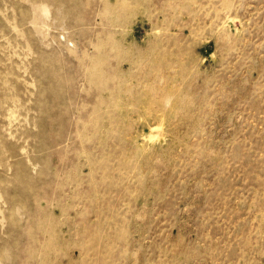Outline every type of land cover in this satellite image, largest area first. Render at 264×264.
I'll return each mask as SVG.
<instances>
[{"label": "rangeland", "instance_id": "obj_1", "mask_svg": "<svg viewBox=\"0 0 264 264\" xmlns=\"http://www.w3.org/2000/svg\"><path fill=\"white\" fill-rule=\"evenodd\" d=\"M0 264H264V0H0Z\"/></svg>", "mask_w": 264, "mask_h": 264}]
</instances>
